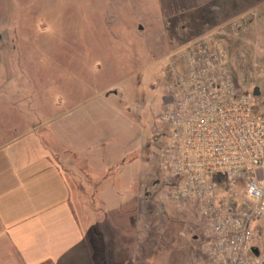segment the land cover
I'll return each instance as SVG.
<instances>
[{
  "label": "rangeland",
  "instance_id": "374dc122",
  "mask_svg": "<svg viewBox=\"0 0 264 264\" xmlns=\"http://www.w3.org/2000/svg\"><path fill=\"white\" fill-rule=\"evenodd\" d=\"M155 1L0 0V148L28 133L57 146L52 126H62L59 135L67 136L68 107L111 88L118 94L111 93L109 102L132 112L109 113L121 121L119 154L134 150L138 164L157 170L153 211L141 224L138 264H217L207 254L197 204L174 201L173 184L161 171L169 137L164 107L178 76H170L168 65H181L175 51L189 40L211 34L238 91L261 87L252 98L264 112V4L256 0L259 9L247 10L255 3L245 0L225 9L211 5L204 12H184L157 11ZM236 190L244 198L243 185ZM1 244L0 264H27L23 259L39 264V252L24 256ZM51 250L54 262L41 264H76L81 254L78 246L74 260Z\"/></svg>",
  "mask_w": 264,
  "mask_h": 264
},
{
  "label": "crops",
  "instance_id": "0c3cea01",
  "mask_svg": "<svg viewBox=\"0 0 264 264\" xmlns=\"http://www.w3.org/2000/svg\"><path fill=\"white\" fill-rule=\"evenodd\" d=\"M255 1L245 9H259ZM243 2L156 0L153 6L204 12L211 5L219 10ZM168 72L178 75L181 65L170 63ZM111 93L117 92L105 86L71 104L67 136L59 135L62 126H52L57 146L28 133L0 148V244L21 249L24 256L39 252V264L54 262L53 247L73 259L77 246L76 264L139 263L140 229L153 211L157 170L138 164L134 150L123 148L119 154L121 121L109 113L132 112L110 103Z\"/></svg>",
  "mask_w": 264,
  "mask_h": 264
},
{
  "label": "built area",
  "instance_id": "2783aa9c",
  "mask_svg": "<svg viewBox=\"0 0 264 264\" xmlns=\"http://www.w3.org/2000/svg\"><path fill=\"white\" fill-rule=\"evenodd\" d=\"M175 55L181 72L164 107L169 137L161 157L171 197L197 204L211 260L264 264V112L251 91H238L213 35Z\"/></svg>",
  "mask_w": 264,
  "mask_h": 264
},
{
  "label": "water",
  "instance_id": "95a60500",
  "mask_svg": "<svg viewBox=\"0 0 264 264\" xmlns=\"http://www.w3.org/2000/svg\"><path fill=\"white\" fill-rule=\"evenodd\" d=\"M252 93L255 96L260 95L262 93L261 87L260 86H255ZM253 250H254L255 254H257V250L256 249H253Z\"/></svg>",
  "mask_w": 264,
  "mask_h": 264
}]
</instances>
